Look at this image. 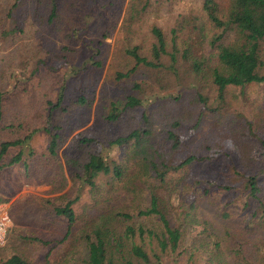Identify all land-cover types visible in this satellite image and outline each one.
Wrapping results in <instances>:
<instances>
[{"label": "trees", "instance_id": "1", "mask_svg": "<svg viewBox=\"0 0 264 264\" xmlns=\"http://www.w3.org/2000/svg\"><path fill=\"white\" fill-rule=\"evenodd\" d=\"M39 1L45 4L47 23L57 20V0ZM26 4L27 0L14 3L0 0V27H6L15 5L25 8ZM147 7L144 5L139 9L137 4H130L128 13L131 16L125 23L126 30L140 21L141 13ZM35 11L30 9V13L36 16ZM197 21L198 26L194 24L193 27L203 32L204 37H200L199 48L195 45L200 57L197 61L193 59L192 65L199 72L202 66V76L211 82L221 99V106L210 110L212 123L218 128L213 133L214 138L229 137L238 149V158L228 155L227 172L222 181L192 177L189 172L204 160L214 161L216 156L189 153L175 161L172 153L181 149L185 142L179 134L182 131L174 129V125H170L159 140H154L148 129L134 128L102 140L87 131L81 132L66 143L68 136L60 128L40 126L28 129L29 114L22 113L20 107L13 112V119L7 124L3 119L9 97L0 83V130L18 133V137L9 140H5L9 133L4 132L5 136L0 137V168L20 164L29 173L45 169L55 179L57 174H62L59 150L66 144L62 158L72 187L56 198L43 200L54 215L64 217L67 222L61 241L67 240L69 245L60 263L180 264V257L185 252L189 258L193 257L205 240L212 259L208 264H264V161L255 156V152L264 147V95L258 90H250L253 86H264V0H201V15ZM150 31L154 38L148 53L151 57L142 54L138 44L125 45L122 50L133 58L134 63L124 72L117 73L118 79L129 76L140 64L152 69L163 68L162 55L166 54L169 44L172 47L169 54L171 65L168 67L173 68L177 50L174 40L176 28H171L173 35L170 40L155 24L151 25ZM102 36L105 38L108 34L102 33ZM24 86L22 88L27 92L24 104H36L27 98L31 91ZM64 96L61 87L56 106H61ZM200 98L205 103L206 98ZM84 99L79 96L77 101L83 103ZM140 105V98L127 95L125 99L111 102L107 119L115 122L123 114L133 116V109ZM40 130H44L49 139L45 151L38 155L31 147V139ZM24 131H28L27 134L21 135ZM99 142L102 149L98 151ZM115 146L128 150L122 160L118 161L107 153ZM13 147L18 151L6 161ZM103 177L107 182L112 180L110 194L111 188L116 187L115 180L123 182L125 179L117 185L130 194L128 205L87 215L75 231L73 226L77 224V216L74 205L80 201L85 188L94 192ZM62 179L60 187L55 190L65 186L63 175ZM191 194L198 203L203 198L222 197L223 203L218 206L217 215L231 223L222 234L205 227L204 236H200L197 245L195 240L191 242L192 239L189 241L191 244H186V227L182 225L194 208ZM0 202L6 203L1 198ZM209 203L213 201L209 200ZM8 212L11 220L15 221L9 206ZM13 220L0 251L12 235L17 234L16 229L13 231ZM23 238L50 244L38 235ZM49 263L48 257L45 262H33L14 253L0 264Z\"/></svg>", "mask_w": 264, "mask_h": 264}, {"label": "rangeland", "instance_id": "2", "mask_svg": "<svg viewBox=\"0 0 264 264\" xmlns=\"http://www.w3.org/2000/svg\"><path fill=\"white\" fill-rule=\"evenodd\" d=\"M16 1L10 0L11 3ZM134 3L139 9L144 5L148 7L141 13L140 21L126 30L125 23L131 16L128 8ZM57 4L58 19L52 23L46 21L45 4L39 0H27L25 8L15 5L6 27H0V83L9 97L4 112L5 123L13 119L14 111L20 107L22 113L29 114L28 129L40 126L60 128L68 136L66 143L81 132L87 131L102 140L134 128L148 129L151 137L159 140L166 129L174 125V129L182 131L179 134L185 142L181 149L172 153L175 161L189 153L216 156L214 161L204 160L189 172L192 177L201 179H225L228 155L238 158V149L229 137L214 138L213 133L218 128L212 123L210 110L221 106V99L211 82L202 76V66L199 72L192 65L193 59L197 61L200 57L195 45L199 48L200 37H204L203 32L193 27L194 24L198 26L201 0H57ZM31 8L36 9V16L30 13ZM154 24L162 28L169 40L173 35L171 28H176L177 50L173 68L168 67L172 47L169 44L166 54L162 55L163 68L152 69L140 64L129 76L118 79L117 73L124 72L134 63L122 48L138 44L139 51L148 54L154 42L150 31ZM20 28L23 31H19ZM102 33L108 36L104 38ZM24 85L31 91L27 98L36 104H24L27 93L22 88ZM61 87L65 96L61 106H56ZM253 89L264 95V86L250 88ZM127 95L140 98L141 105L133 109V116L123 114L119 120L109 121L107 115L111 102L125 99ZM79 96L85 98L83 103L77 101ZM200 96L206 98L205 103ZM4 132L0 130V137L5 136ZM16 137L18 133H9L5 140ZM48 139L44 130L38 131L31 139L32 149L39 155L45 151ZM99 143L98 151L102 149ZM65 147L66 144L59 150L62 174H57L55 179L45 169L29 173L20 164L0 168V198L15 215L13 231L16 229L17 232L0 251V263L18 253L33 262H45L48 257L49 264H63L60 261L69 244L67 240H61L67 222L64 217L54 215L43 200L56 198L72 187L62 158ZM17 151L11 148L5 160L12 159ZM126 151L124 147L115 146L107 153L119 161ZM255 156L264 161V147L257 150ZM62 175L66 184L55 190L60 187ZM115 181L116 187L111 188V194L112 180L107 182L104 177L99 179L96 190H92L94 192L89 188L83 190L80 201L74 205L75 231L87 215L128 205L129 193L117 185L123 182ZM191 195L190 199H194V194ZM194 200L192 214L182 225L186 227V244H191L192 239L191 242L195 240L197 245L200 236H204L205 227L222 234L231 223L217 215L222 197L203 198L199 203ZM36 235L50 244L23 238ZM206 243L204 240L203 247L191 258L185 252L180 257V264H208L212 259ZM217 258L213 257V260Z\"/></svg>", "mask_w": 264, "mask_h": 264}, {"label": "built area", "instance_id": "3", "mask_svg": "<svg viewBox=\"0 0 264 264\" xmlns=\"http://www.w3.org/2000/svg\"><path fill=\"white\" fill-rule=\"evenodd\" d=\"M12 220L7 203L0 202V246L4 245L10 232Z\"/></svg>", "mask_w": 264, "mask_h": 264}]
</instances>
